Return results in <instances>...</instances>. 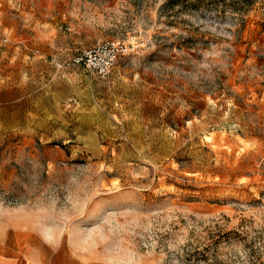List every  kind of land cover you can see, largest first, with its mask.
I'll list each match as a JSON object with an SVG mask.
<instances>
[{"label":"rangeland","instance_id":"obj_1","mask_svg":"<svg viewBox=\"0 0 264 264\" xmlns=\"http://www.w3.org/2000/svg\"><path fill=\"white\" fill-rule=\"evenodd\" d=\"M0 206L112 264H251L264 0H0Z\"/></svg>","mask_w":264,"mask_h":264},{"label":"crops","instance_id":"obj_2","mask_svg":"<svg viewBox=\"0 0 264 264\" xmlns=\"http://www.w3.org/2000/svg\"><path fill=\"white\" fill-rule=\"evenodd\" d=\"M21 210L0 206V264H112L73 248Z\"/></svg>","mask_w":264,"mask_h":264},{"label":"built area","instance_id":"obj_3","mask_svg":"<svg viewBox=\"0 0 264 264\" xmlns=\"http://www.w3.org/2000/svg\"><path fill=\"white\" fill-rule=\"evenodd\" d=\"M126 50V44L120 40L106 41L81 49L74 60L99 75L106 76Z\"/></svg>","mask_w":264,"mask_h":264},{"label":"trees","instance_id":"obj_4","mask_svg":"<svg viewBox=\"0 0 264 264\" xmlns=\"http://www.w3.org/2000/svg\"><path fill=\"white\" fill-rule=\"evenodd\" d=\"M175 0H169L173 3ZM192 2V0H182ZM200 2H208L213 6H227L232 5L234 9H241L245 6L252 5L256 0H199ZM190 4V3H189ZM242 234V233H238ZM243 236V235H242ZM246 240L245 247L247 249L249 260L251 264H264V224L255 229L254 233L249 236V233L244 234Z\"/></svg>","mask_w":264,"mask_h":264}]
</instances>
